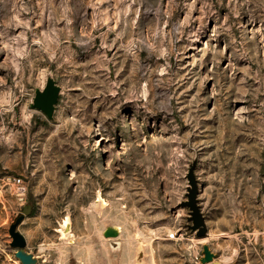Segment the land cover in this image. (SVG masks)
Returning a JSON list of instances; mask_svg holds the SVG:
<instances>
[{"label": "rangeland", "instance_id": "1", "mask_svg": "<svg viewBox=\"0 0 264 264\" xmlns=\"http://www.w3.org/2000/svg\"><path fill=\"white\" fill-rule=\"evenodd\" d=\"M20 217L37 264H264V0H0V264Z\"/></svg>", "mask_w": 264, "mask_h": 264}, {"label": "water", "instance_id": "2", "mask_svg": "<svg viewBox=\"0 0 264 264\" xmlns=\"http://www.w3.org/2000/svg\"><path fill=\"white\" fill-rule=\"evenodd\" d=\"M60 96V88L55 84L52 79H48L45 87L42 90H37L35 92V97L33 99L32 108L43 113L48 120H51L55 111V107ZM196 188H193L189 195L188 207L191 209L190 221L192 222V228L198 230V235L203 236L206 231L204 225V220L196 207ZM24 209L23 214L28 215L30 206ZM21 217L17 219L16 223L12 225L9 229V236L11 238L10 248L14 249V258L19 261L20 264H37L38 258H36L32 253L25 250L26 242L22 235L16 231V226L20 223ZM103 236L105 238H116L113 233L105 231ZM216 255L212 253L207 245L202 246L201 255L199 256V264H222L216 259Z\"/></svg>", "mask_w": 264, "mask_h": 264}, {"label": "bare ground", "instance_id": "3", "mask_svg": "<svg viewBox=\"0 0 264 264\" xmlns=\"http://www.w3.org/2000/svg\"><path fill=\"white\" fill-rule=\"evenodd\" d=\"M69 223L67 220H64L63 223L61 224V229H60V233H62V237L65 239V240H68L69 238ZM105 231H109L111 233H113L115 236L119 237L120 235V228L117 227V226H111V227H106L103 232H102V236L104 234ZM104 237V236H103ZM105 238V237H104ZM114 237H112L113 239Z\"/></svg>", "mask_w": 264, "mask_h": 264}, {"label": "built area", "instance_id": "4", "mask_svg": "<svg viewBox=\"0 0 264 264\" xmlns=\"http://www.w3.org/2000/svg\"><path fill=\"white\" fill-rule=\"evenodd\" d=\"M14 184L17 188V193L20 197H23L25 194V187L23 185V182L21 181L20 178L14 179Z\"/></svg>", "mask_w": 264, "mask_h": 264}]
</instances>
